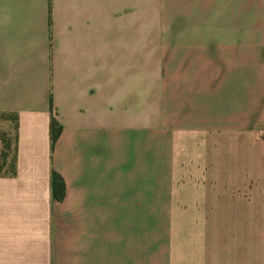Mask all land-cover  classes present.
<instances>
[{
    "label": "crops",
    "instance_id": "crops-1",
    "mask_svg": "<svg viewBox=\"0 0 264 264\" xmlns=\"http://www.w3.org/2000/svg\"><path fill=\"white\" fill-rule=\"evenodd\" d=\"M0 112V264H264V0H0Z\"/></svg>",
    "mask_w": 264,
    "mask_h": 264
},
{
    "label": "trees",
    "instance_id": "trees-1",
    "mask_svg": "<svg viewBox=\"0 0 264 264\" xmlns=\"http://www.w3.org/2000/svg\"><path fill=\"white\" fill-rule=\"evenodd\" d=\"M1 113V112H0ZM8 115L7 113H4ZM13 124V143L8 139L5 132L0 131V140L2 149L0 152V177H13L17 174V138H18V123L16 115L9 114ZM62 125L55 117L51 119L50 139L51 151H54L55 144L62 134ZM51 193L54 201H62L66 195V185L63 177L52 170L51 173Z\"/></svg>",
    "mask_w": 264,
    "mask_h": 264
},
{
    "label": "rangeland",
    "instance_id": "rangeland-1",
    "mask_svg": "<svg viewBox=\"0 0 264 264\" xmlns=\"http://www.w3.org/2000/svg\"><path fill=\"white\" fill-rule=\"evenodd\" d=\"M0 131L7 133L8 139L13 143V124L9 114L0 113Z\"/></svg>",
    "mask_w": 264,
    "mask_h": 264
}]
</instances>
